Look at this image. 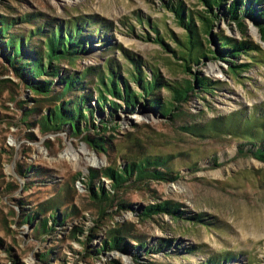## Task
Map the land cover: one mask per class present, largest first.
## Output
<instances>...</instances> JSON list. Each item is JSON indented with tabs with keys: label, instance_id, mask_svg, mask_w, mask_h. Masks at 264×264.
<instances>
[{
	"label": "rangeland",
	"instance_id": "1",
	"mask_svg": "<svg viewBox=\"0 0 264 264\" xmlns=\"http://www.w3.org/2000/svg\"><path fill=\"white\" fill-rule=\"evenodd\" d=\"M176 2L188 10L203 9L197 0H0V17L16 20L35 15L38 24L54 25L81 18L91 22L84 33L88 44L82 47L87 51L74 65L64 61L58 66L65 75L111 60L123 77L132 57L148 72L153 68L162 80L173 81L186 79L178 68L180 61L168 57L161 43L147 37H183L184 30L167 7V3ZM243 8L249 4L244 3ZM252 10L254 20L243 19V34L226 18L217 23L213 33L255 44L261 55L254 52L251 56L260 63L238 75L216 59L194 66L192 71L214 87L211 93L196 91L180 107L176 119H162L142 100L131 112L115 101L122 106L116 113L118 130L99 132L109 143L105 152L86 145L81 136L74 137L69 126L43 133L38 120L53 105L38 102L35 106L30 101L34 95L6 68V52H0V264H264V163L240 154L241 141L228 137L196 140L182 130L234 112L263 111L264 40L259 29L264 24L260 17L264 2ZM32 28L31 24H20L11 32L26 34ZM165 38L163 43L174 48V41ZM210 47L216 50L213 44ZM249 61L241 56L236 64L245 66ZM60 78L62 75L53 79L54 92L62 91ZM93 88V77H89L80 89L67 95V100L92 94L84 107L95 109ZM157 95L161 102L169 100L163 90ZM34 107L39 111L22 122L24 111ZM106 114V110H93L91 122L98 126L99 121L109 119ZM92 132L88 134L94 136ZM68 149L75 159L65 156ZM146 154L171 155L168 177L177 175V179L137 182L116 194L110 180L99 174L106 167L119 168L125 166L126 159ZM91 170L98 172L94 185L116 195L104 215H99L101 209L84 184ZM52 198L63 204L57 219L61 224L54 230L40 237L35 229L47 213L34 223L20 224L25 215ZM165 202L174 204L184 218L202 216L204 223L192 224L166 213L141 217L146 207ZM65 212L68 216L63 220ZM119 226L140 239L143 248L127 239L124 252L97 254L108 232ZM43 254L47 258L42 262Z\"/></svg>",
	"mask_w": 264,
	"mask_h": 264
},
{
	"label": "trees",
	"instance_id": "2",
	"mask_svg": "<svg viewBox=\"0 0 264 264\" xmlns=\"http://www.w3.org/2000/svg\"><path fill=\"white\" fill-rule=\"evenodd\" d=\"M228 1L230 3H227ZM197 2L203 7L202 10H188L181 2L167 3L176 24L184 30L183 37L175 38L164 34L165 41L168 39L174 41V48L163 43L164 39L159 36L156 28H154L158 34L156 39L147 37L149 41L161 43L168 57L180 61L178 68L182 69L180 71L186 79L164 81L157 70L148 68V72L144 64L132 57L129 58L131 66L123 71V77L119 75V68L111 60H107L100 67L88 66L80 73L75 71L68 75L61 73L58 68L61 62L68 61L74 65L87 51L82 47L88 44L89 38L84 33L89 31L85 29L89 28L88 24L91 22H86L83 18L54 25V22L38 24V17L35 15L26 14L16 20L0 17V52H6L3 58L6 68L14 73L31 95H34L35 98H30V101L35 103V106L43 102L53 105L38 120L43 133H56L61 131L62 127L69 126L74 137L81 136L86 145L105 152L109 143L102 135L99 136V132L104 134L118 130L116 113L122 106L115 101L122 102L125 110L131 112L142 100L151 109L156 110L162 119H176L180 116V107L187 104L196 91L211 93L214 87L206 78L192 71L194 66L200 65L203 61L216 59L228 64L231 74L238 75L239 71H246L247 67L260 63L261 60L251 56L254 52L261 55V51L255 44L235 41L221 34H214L213 31L217 23L226 18L232 21L243 34L246 27L243 19L254 20L255 10H252V7L261 6L264 0H197ZM244 3L249 4V8L244 9ZM260 17L264 19V12L260 14ZM20 24H31L33 28L26 34L12 33L11 30ZM260 27V37L264 40V24ZM210 44L216 46V50L211 49ZM241 56L249 57V64L245 66L236 64ZM59 75H62V78L58 80V83L64 86L58 93L54 92L53 79ZM89 77H93L96 106L95 109L85 110L84 105L93 98L92 94H79L71 100H67V95L80 89ZM128 82H131L134 88ZM161 90L169 94V100L161 102L157 95ZM93 110H106L109 119L101 120L98 126H95L91 122ZM38 111L37 107L25 110L22 122L25 123L29 116ZM91 129L94 136L88 134ZM182 130L196 140L228 137L241 141L240 154H248L264 163V107L263 111L252 110L247 114L234 112L206 123L189 124ZM244 146L248 148L246 151L243 150ZM170 159L171 155L146 154L142 158L126 159L125 166L119 168L106 167L99 174L110 180L111 187L117 194L120 190L128 189L137 182L177 179V175L168 177ZM97 173L91 170L84 184L92 201L101 209L99 215H104L105 209L113 203L116 195L106 192L101 185H94V181L98 178ZM19 174L24 175L22 171H19ZM118 205L124 207V205ZM62 206L61 201L52 198L39 205L34 213L25 215L20 224L34 223L43 214H49L47 217L44 215L35 227L40 237H45L54 230L56 225L61 224L57 222V219L60 217L58 214ZM19 207L23 209L22 205ZM160 213L169 214L177 220H187L192 224L204 223L202 216L184 218L174 204L167 202L150 205L140 215L147 219ZM66 215L68 216V212L62 214L63 220L66 219ZM128 232L124 226L111 230L96 253L108 250L124 252L128 246L127 239L137 242L140 244L139 249H142L144 243ZM87 241L90 240L87 239ZM46 258L47 254H43L40 256V261L43 262Z\"/></svg>",
	"mask_w": 264,
	"mask_h": 264
},
{
	"label": "bare ground",
	"instance_id": "3",
	"mask_svg": "<svg viewBox=\"0 0 264 264\" xmlns=\"http://www.w3.org/2000/svg\"><path fill=\"white\" fill-rule=\"evenodd\" d=\"M10 95H11V94H10ZM65 156H66L67 158H69L70 160H71V159H75V154H74V153H71V150H69V149L66 151ZM66 157H65V158H66ZM94 163H95V161H94ZM98 164H100V163H98Z\"/></svg>",
	"mask_w": 264,
	"mask_h": 264
}]
</instances>
